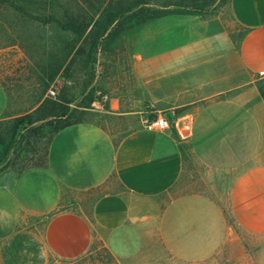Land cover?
Wrapping results in <instances>:
<instances>
[{"label": "crops", "instance_id": "crops-1", "mask_svg": "<svg viewBox=\"0 0 264 264\" xmlns=\"http://www.w3.org/2000/svg\"><path fill=\"white\" fill-rule=\"evenodd\" d=\"M230 6L240 39L213 17L183 14L121 33L138 98L155 117L172 112V132L133 131L118 145L94 122L58 132L46 169L0 185V264L76 260L96 238L120 264H218L222 256L241 264L234 256L247 252L242 239L256 247L253 264H264V99L257 86L264 80V0ZM111 101L122 115L120 99ZM7 104L0 86V120ZM218 138H230L233 148L245 143L251 154L228 179L234 225L207 194L164 198L182 176L179 147L208 148ZM115 178L123 191L98 197L84 212L78 196Z\"/></svg>", "mask_w": 264, "mask_h": 264}, {"label": "rangeland", "instance_id": "rangeland-1", "mask_svg": "<svg viewBox=\"0 0 264 264\" xmlns=\"http://www.w3.org/2000/svg\"><path fill=\"white\" fill-rule=\"evenodd\" d=\"M63 1H67L66 5H68L60 9L57 3H64ZM129 1L135 0H87L85 3L86 6L100 4L102 11L105 9L112 11L122 5L128 10L126 3ZM231 1L180 0L181 8L171 15H195L204 19L213 17L229 29L233 31L237 29L240 39L243 29L237 28L232 22ZM46 5L48 9L38 10L35 7L30 9L35 12L55 14L61 20L68 11L73 12L76 9V5L71 0H49ZM135 11H130L126 17ZM0 18L1 21L7 23L5 25L7 29L11 28L7 31L9 38L21 37L19 47H10L0 51V73L9 74L10 72L11 74L13 69L24 65L26 67L28 64H39L40 67L54 66L58 69V74L47 89L46 95L55 98L67 94L71 103V111L78 112L83 120L97 123L112 134L116 145L125 133L148 131L144 122L156 115L150 106H143L144 104L134 90L133 79L128 72V58L120 35L117 38L99 41L91 54H88L90 46H86L89 41H85V36L81 38L72 32L64 31L57 24L43 25L33 21L22 23L15 12L3 13ZM107 20V18H101L99 20L101 25L98 28L104 27ZM84 49L87 51L85 54H83ZM21 59H24L25 63L20 62ZM257 86L264 99V80L258 81ZM50 91H54L55 95H51ZM119 99L122 103V115L118 110H111V100L118 102ZM172 129L163 133H171ZM257 141L260 144L262 139L255 136V142ZM213 142L215 143L212 147L208 148L200 146L184 148L185 145L179 147L182 153V176L169 192L164 194V198L171 200L180 194H207L224 207L228 223L234 225L226 208L228 179L234 174L233 172L239 169L241 171L242 167L249 165L251 154L246 153L245 143L243 148H233L230 138L213 139ZM220 144L223 145L221 150H211ZM236 150L239 152L236 153ZM16 176L17 172L11 170L0 178V185L5 187L12 185ZM122 191V181L115 178L109 185L80 194L78 196L79 206L84 212L90 214L92 204L98 197L119 194ZM242 241L245 247H248L247 252L244 254L238 251L234 257L236 260L240 259L241 264H253L252 257L256 247L250 245V242L247 244L243 239ZM217 261L218 264H230V260L225 256L219 257ZM50 264H120V262L106 249L100 239L96 238L91 251L84 257L70 261L52 259Z\"/></svg>", "mask_w": 264, "mask_h": 264}, {"label": "trees", "instance_id": "trees-1", "mask_svg": "<svg viewBox=\"0 0 264 264\" xmlns=\"http://www.w3.org/2000/svg\"><path fill=\"white\" fill-rule=\"evenodd\" d=\"M48 1L0 0V16L6 12H15L22 23L33 21L43 25L57 24L64 31L81 38L85 36V41H89L86 46H90V49L88 52L84 49L83 54H91L101 40L117 38L133 25L175 14L181 8L180 0H135L126 3L128 10L122 5L116 10L102 11L100 4L86 6L87 0H71L76 9L68 11L63 20L55 14L30 9H48ZM63 2L57 3L60 9L68 5L67 1ZM132 10H136L135 13L126 17ZM101 18L108 20L104 27L98 28ZM6 24L0 18V51L19 47L21 43L19 36L8 37L9 28L5 27ZM20 62L25 63L24 59ZM57 74L56 67H40L39 64L24 65L13 69L11 74L0 73V86L8 99L7 109L0 120V178L11 170L16 171L17 176L12 185L24 173L48 167L49 147L58 132L72 125L91 122L83 120L78 112L71 111L67 94L55 98L46 95Z\"/></svg>", "mask_w": 264, "mask_h": 264}, {"label": "built area", "instance_id": "built-area-1", "mask_svg": "<svg viewBox=\"0 0 264 264\" xmlns=\"http://www.w3.org/2000/svg\"><path fill=\"white\" fill-rule=\"evenodd\" d=\"M51 95H55L54 91H50ZM173 122H171L166 113H162L159 116L149 119L145 122L144 126L148 131H160L166 132L172 128Z\"/></svg>", "mask_w": 264, "mask_h": 264}, {"label": "water", "instance_id": "water-1", "mask_svg": "<svg viewBox=\"0 0 264 264\" xmlns=\"http://www.w3.org/2000/svg\"><path fill=\"white\" fill-rule=\"evenodd\" d=\"M166 116H167V118H168L171 122H174L175 117H174V115H173L172 112H168V113H166Z\"/></svg>", "mask_w": 264, "mask_h": 264}]
</instances>
